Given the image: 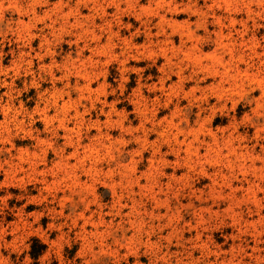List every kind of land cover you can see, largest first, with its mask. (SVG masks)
I'll return each instance as SVG.
<instances>
[{
  "label": "rangeland",
  "instance_id": "obj_1",
  "mask_svg": "<svg viewBox=\"0 0 264 264\" xmlns=\"http://www.w3.org/2000/svg\"><path fill=\"white\" fill-rule=\"evenodd\" d=\"M0 264H264V0H0Z\"/></svg>",
  "mask_w": 264,
  "mask_h": 264
},
{
  "label": "trees",
  "instance_id": "obj_2",
  "mask_svg": "<svg viewBox=\"0 0 264 264\" xmlns=\"http://www.w3.org/2000/svg\"><path fill=\"white\" fill-rule=\"evenodd\" d=\"M44 245L41 244L40 248L39 249H35L34 246H32V250L30 251V254L33 258H38L44 251Z\"/></svg>",
  "mask_w": 264,
  "mask_h": 264
}]
</instances>
